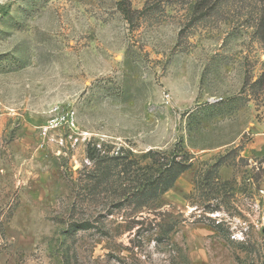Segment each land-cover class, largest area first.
I'll use <instances>...</instances> for the list:
<instances>
[{"label":"rangeland","instance_id":"obj_1","mask_svg":"<svg viewBox=\"0 0 264 264\" xmlns=\"http://www.w3.org/2000/svg\"><path fill=\"white\" fill-rule=\"evenodd\" d=\"M121 1L0 0V264H264L262 1ZM181 142L151 209L93 190V148Z\"/></svg>","mask_w":264,"mask_h":264},{"label":"trees","instance_id":"obj_2","mask_svg":"<svg viewBox=\"0 0 264 264\" xmlns=\"http://www.w3.org/2000/svg\"><path fill=\"white\" fill-rule=\"evenodd\" d=\"M222 1L224 0H204L202 3L211 10L220 7ZM261 1L262 7L257 30L264 44V0ZM123 4L122 0L119 5L122 11L128 15ZM196 10L197 13L200 11L198 8ZM203 14L204 12L201 13V15ZM112 152V149L105 151L97 147L89 151V159L91 162H95L97 168L93 172L96 181L93 190L95 193L103 188L107 190L110 184L114 185L115 177L118 179L127 178L132 184L126 188L127 192L126 190L123 192L124 199L119 205L133 207L136 211L151 209L152 206H155L161 197L174 187L180 176L193 166L192 156L182 142L174 145L171 151L149 150L142 156V159L148 161L144 166L130 160L131 152H127L129 154L124 156L123 148ZM119 167H121L120 170L116 171ZM174 225L176 224H172L171 227L162 226L165 228L162 235L167 238L175 230ZM79 228L88 229L91 226L89 223H83L79 225Z\"/></svg>","mask_w":264,"mask_h":264}]
</instances>
